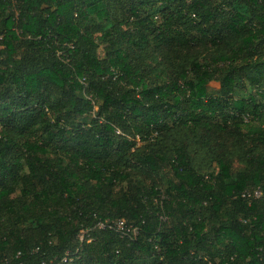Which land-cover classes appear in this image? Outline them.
Masks as SVG:
<instances>
[{
    "label": "trees",
    "instance_id": "16d2710c",
    "mask_svg": "<svg viewBox=\"0 0 264 264\" xmlns=\"http://www.w3.org/2000/svg\"><path fill=\"white\" fill-rule=\"evenodd\" d=\"M17 254L264 264V0H0Z\"/></svg>",
    "mask_w": 264,
    "mask_h": 264
},
{
    "label": "built area",
    "instance_id": "2783aa9c",
    "mask_svg": "<svg viewBox=\"0 0 264 264\" xmlns=\"http://www.w3.org/2000/svg\"><path fill=\"white\" fill-rule=\"evenodd\" d=\"M255 195L259 196V192H256ZM115 225L120 232H122V233L128 232V229L125 228L123 221H118ZM101 226L102 225H100V227ZM84 234H85L84 231L80 232V236H79L80 241L83 240ZM19 256H20V254H17L14 257V260H10L7 258L0 259V264H31V263H27V262L20 260ZM71 261H72V258L68 254H65L61 258H52V259H48V260H42L38 264H68Z\"/></svg>",
    "mask_w": 264,
    "mask_h": 264
},
{
    "label": "rangeland",
    "instance_id": "374dc122",
    "mask_svg": "<svg viewBox=\"0 0 264 264\" xmlns=\"http://www.w3.org/2000/svg\"><path fill=\"white\" fill-rule=\"evenodd\" d=\"M211 86H212L213 88H217L218 84H217V83H213V84H211Z\"/></svg>",
    "mask_w": 264,
    "mask_h": 264
}]
</instances>
